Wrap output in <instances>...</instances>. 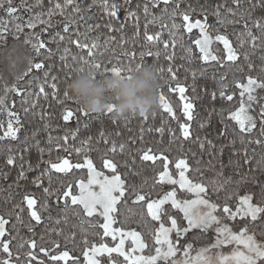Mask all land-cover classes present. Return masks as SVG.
Listing matches in <instances>:
<instances>
[{
	"label": "snow or ice",
	"instance_id": "obj_1",
	"mask_svg": "<svg viewBox=\"0 0 264 264\" xmlns=\"http://www.w3.org/2000/svg\"><path fill=\"white\" fill-rule=\"evenodd\" d=\"M52 7H50L46 12H33L34 6H41L43 0H35V5H28L27 0H20L19 7L14 5V0H0V10L6 13L7 19L4 16H0V44L6 42L8 35H12L14 39L19 40L20 34L25 32V29L30 30L29 34L25 35L23 43L25 45H30L32 51L35 53V57L29 56L27 60L26 69L16 77L14 83L9 85L4 83L0 87V113L7 112L9 117L7 124H0V141L11 140L17 141L20 139L19 133L21 129L24 128V123L21 120V114L14 111L16 107V100L13 99L10 103L8 101L9 95H14L19 97L21 109L25 118L29 115H36L35 109L37 108L38 102L41 98L48 100L49 96L58 104H63L64 101L71 99L67 91L64 93L63 100L58 98V87H57V77L55 75H50L53 65H45V60L52 59L60 48L57 47L55 50L49 47V44L55 43L59 45L61 42L67 40L68 44L74 45L76 48L83 51L87 49L88 56L92 58V62L89 60H84L81 57L84 64L88 65L92 70L93 78L96 80H101L110 72L112 76L119 77L123 80H131L133 68L129 65H124L123 62L118 61L117 65H113L110 69L105 66L101 71V64L95 61V55H103L102 52H98L100 43L98 38L93 40L91 44L81 43V36L87 40V32H90L96 28H100L101 25H88L86 17L82 14L80 4L76 3V0H49ZM132 0H124L125 5H131ZM181 0H144L143 13L145 16V29H147L149 24H154L157 19H163L165 14L168 13L169 4L174 5L172 12L170 13V18L172 19V24L168 25L161 24V32H157L154 35H150L145 31V40L149 44L159 45L163 44V48L166 53V59L170 62L175 60V48L177 47V33L181 28L186 33H191L194 28L199 29L201 38L195 39L193 44L198 48L200 56L198 57L205 64L210 61H214L217 64H223L225 61L231 62L233 64H243L247 67L249 73L254 69V63L252 57L255 56L256 52L259 50L261 55L259 57L262 66L259 68V74L257 76L247 75L244 82H237L236 88L239 91V107L228 114L226 119L234 121L237 125V130L234 135L238 133L239 142L241 145L245 143L249 146L256 145L264 150V96H259L257 90H264V17L253 19V12L257 8L264 9V0H224V3H230L231 6L225 7L224 4H216L212 10V15L216 17V22L220 25L225 24H241L242 31L238 34V47H233L232 41L228 39L226 35L217 34L215 40L221 42L226 50V56L224 58H218L212 53L209 47V41L212 39L207 32L210 27L207 23L208 15L207 11L202 7L201 12L203 13V20L195 19L191 17V13L195 12L196 9L189 5L186 9H180ZM100 3L109 18H118L117 13L121 8V4L117 3L116 0H93V4ZM163 4L164 7L160 10L161 15L159 17L155 16L150 8L156 9ZM69 6H72V14L65 15L66 10ZM92 5H89V8ZM137 8L140 7L139 4L136 5ZM20 9H24L30 13L27 20L20 15L18 12ZM59 14L63 19L59 22H54L53 17ZM239 14V18H236ZM179 16L181 19V24L177 25L175 23V18ZM151 17V19H148ZM231 17V18H230ZM126 19H131L135 21L136 33L135 36H139V19L135 11H128ZM22 21V22H21ZM83 21L86 25V32L81 33L79 31V24ZM251 21V25L249 24ZM59 24L60 30L54 31V29ZM9 25L14 26V30L10 29ZM44 25L41 29V33H36L34 30L39 26ZM70 31V29H73ZM109 32L113 31L111 24L107 25ZM168 28L170 40H162L163 29ZM253 29H256L259 35L254 34ZM123 30V24L121 25L120 31ZM51 33L49 39L45 41L41 38V34ZM75 35L76 39H72ZM116 41L115 36L109 35L105 41L103 47L107 51V46ZM121 45L128 43V41L121 36ZM171 45L173 49L171 54H167L168 49ZM94 50H97L94 52ZM189 54L192 53L191 47L185 49ZM71 54V49L69 47H64L62 54L59 56V60L64 63L66 67H71L68 63V56ZM124 56L128 58L131 62L135 59V52H124ZM159 57L160 53L157 51L153 54L150 50L148 52H141L140 58L144 59L145 56ZM36 57H42L38 62ZM75 60L76 57L72 56ZM13 66H15L13 64ZM138 65L136 69L140 68ZM182 67V65H181ZM83 72V68L80 69ZM158 72H164L163 68H159ZM173 70L170 63L167 68V72L170 74L171 80L175 81L178 79L177 72ZM42 72L43 81L39 82L36 87L38 90H30V86L34 81H39V77H32V73ZM193 81L197 77L196 71H191ZM203 75V72H201ZM97 76L100 79H97ZM29 77L26 86L20 87L21 82L25 81V78ZM3 77L0 76V80ZM221 77V81H223ZM227 85L221 84V89L219 92V98L224 101H233V95L225 93V88ZM46 88L51 89V91H46ZM169 90L172 92H177L179 94L180 100L183 102L182 112L185 119L184 123L180 124L181 138L184 141H189L193 139L192 125L189 121L194 119V109L195 105L192 99L185 95L187 88L179 83L173 88L169 86ZM194 90V89H193ZM211 99L215 101L218 96L215 91L211 94ZM30 97L32 99H30ZM161 108L164 112H167L172 119H177L175 111L173 110L170 103L166 101V97L163 93L159 96ZM253 105L258 107L256 115H252L251 111ZM78 111H83V109H77ZM114 110V105H109L107 112L112 113ZM215 112V109H212ZM85 116H88L87 111H83ZM62 119L64 122H68L73 116L74 112L67 107L64 109ZM211 115V113H210ZM39 118L43 121L50 119V116L45 111H41ZM147 117H145V120ZM87 125H85L86 127ZM45 128L49 125L45 124ZM206 127L205 123L200 124V128ZM149 131H152L149 128ZM155 131L160 132L161 135L164 133V128L160 127L155 129ZM171 131V130H170ZM256 133L253 136V133ZM78 130L70 134L66 133L60 139L63 141V145L57 144L56 147L66 146L71 138L75 140L77 137ZM38 133L33 132L31 138L35 141L34 144H28V137L26 136L22 141L23 148L18 153L19 159L23 160V153L29 152L32 147H34L39 153V161L35 168L30 163L27 168L24 164L19 165V172L16 177L15 183L17 186L21 181L28 179L27 173L30 171H37L39 174L33 179L32 183L37 187H42L45 180H47L48 186L42 187V191L46 199L39 208H37L38 201L32 195H24L23 203L26 204L28 209L30 223L35 222L38 226L44 223V220L52 221L54 219L55 224L60 225L62 222L64 224L69 223V212L71 211L75 216L79 218V223L72 225L73 228H79L81 232L85 235L88 234L90 229L99 228L102 229L103 236H112V239H116V233H120L121 237L128 236L133 238L134 242L139 244L140 249L147 247L143 241L141 234L136 231H129L127 233L123 232L121 229H113L112 225L115 222V215L118 213L120 206L127 207L129 199L134 205L146 208V214L151 218V221L158 223V227L153 230L154 239V251L155 255L145 257L134 258L131 264H157L158 261H166L168 264H182L181 261H177L174 258L176 256L179 247L181 246V240L187 236L189 232L193 229L199 230L200 234L209 232L213 230L216 234L215 242L211 247H221L226 244L235 243L237 245L236 250L232 253L231 257L223 256L220 258L221 264H227L231 259L236 262V264H264V243L260 242L256 238V233L250 231V226L260 227V236L264 237V183L260 186L259 192V203H252L253 193H247L243 196H238L235 193H230L228 191L227 185L233 183L230 177H224L223 171L217 172L216 177L210 180L208 183L203 182L204 177L201 172L200 167L193 168L188 163V157L183 156L175 161H171L169 156L165 154L164 151L154 152L152 148L147 150H142L140 153V160L142 162L150 161L153 166L156 165L157 161H160L161 170L156 173L153 178L152 187L155 188L157 185H172V189L163 196H158L156 199L151 198L150 192L144 191V185L147 184V180L142 181L141 185L129 184L127 178L122 179V175L117 171L118 165L111 159L103 158L101 161L102 167L107 169L112 173L111 176L105 175L102 171H98L90 158L85 157L83 163H70L69 159L63 158L58 162H52L50 160L46 161L43 159L45 154V149L40 147L39 141L35 140ZM119 135V133H117ZM175 138V133H172ZM220 137L226 138L228 136V128L225 126L219 133ZM100 140L104 144H109V139L105 136L104 132L100 133ZM92 138L89 137L87 140L81 142V148H76L74 151L80 153L83 151L84 145L90 144ZM49 144L52 143L51 136H49ZM99 142V141H97ZM173 141H170L172 143ZM195 142L199 144L200 149L203 151L205 148V143L209 148L214 149L213 155H223L225 147H231L233 149V156L243 155L244 165L255 164V167L261 172H264V151L261 153L259 160L255 159L256 148H251V155L249 154V148L244 147L242 152L235 149L236 139H229L226 145H222L220 148L211 141L205 138L201 141L200 137H195ZM182 147V146H181ZM125 150V144L117 145L115 141H112L107 149V153L113 155L117 152L123 153ZM11 149L9 152L11 153ZM106 153V155H107ZM50 154V152H49ZM195 155V154H193ZM17 155H9L6 164L8 166H16ZM135 161H133L134 163ZM197 165L201 163L200 160L196 161ZM209 165H211V160H209ZM231 164V160L229 161ZM44 164L43 169L40 165ZM173 164L172 169L169 165ZM127 168V164L124 165ZM212 167H215L212 165ZM237 167H239V161H237ZM88 169L87 181L81 179L78 183V194L72 192L71 183L68 185H61L60 188H53V173L56 174H67L73 169ZM252 169L249 168V171ZM195 171L200 173V180L193 181L188 173ZM175 173V174H174ZM128 174L132 176H138V172H134L132 169L128 168ZM4 179H7V173L0 174ZM223 178V179H218ZM240 182H248L246 175H241ZM255 183V180L252 181ZM98 188V190H96ZM178 191L185 193H192L195 195V199H182L178 197ZM221 193H224V202L218 203L213 200V196L220 197ZM236 197L235 205H229L228 201ZM51 201V204L49 203ZM170 206L171 210H176L182 213L179 218L185 221V224L178 223V218L171 214V211L165 206ZM55 207L58 209L62 215L53 217L51 215L50 209ZM24 209L21 208L22 212ZM131 212L132 209L128 208ZM42 212H48L47 217L42 216ZM103 217V222L96 224L92 219L89 218ZM17 220H20L19 214L16 216ZM165 220L169 222V226H165ZM9 223L3 215H0V238L5 235V225ZM87 226V227H85ZM233 226H237V230H233ZM32 230L31 228L29 229ZM56 231V229H52ZM175 233V239L172 238V234ZM60 234H63V229H60ZM76 233L72 232L66 239H75ZM43 239V238H42ZM124 239L119 240V244L115 247H108L106 244H101L99 247L94 245H88L87 240H83L82 243L86 244L90 248L89 252H84L83 255L87 258L88 264H100V260L95 258L97 256H107L113 261V264H118L115 260L113 254L124 257V261H127L130 257V253L124 251ZM55 244V242H53ZM159 247H156V246ZM240 245L243 246V250L240 249ZM37 243L32 240L28 244V252L26 256L28 258V264H32L33 261L36 264H45L46 260L49 264H67V261L72 259L70 254L66 250L57 252L55 249L39 247L37 250ZM185 248V255L188 254V250L192 248L191 243H186L182 245ZM56 248L59 245L56 244ZM208 249H203L202 251H207ZM135 251V249L133 250ZM0 252L6 254L7 258H0V264H11L12 253L9 250V242H5L0 239ZM43 254L44 259H38V255ZM75 264V261H73ZM123 264V262H119Z\"/></svg>",
	"mask_w": 264,
	"mask_h": 264
},
{
	"label": "trees",
	"instance_id": "obj_2",
	"mask_svg": "<svg viewBox=\"0 0 264 264\" xmlns=\"http://www.w3.org/2000/svg\"><path fill=\"white\" fill-rule=\"evenodd\" d=\"M62 2V0H61ZM117 3L121 4V8L117 13L118 18H109L105 12L103 6L100 3L93 4V0H76V3L80 4L82 14L86 17H89L87 20L88 25H101L100 28H96L90 32H87V40L81 36V43L91 44L93 40L98 38L100 49L98 52H102L103 55L98 53L95 55V61L101 64V71L105 66L109 69L113 65L120 66L118 61L123 62L124 65H129L135 70L138 65L140 68H150L157 73L159 88L157 91L158 97L161 93L166 97V101L170 103L173 110L176 113L177 119H172L167 112H164L161 108L160 100L158 109L147 119L145 118H134L128 117L124 119H117L113 113H89L88 116L83 114L84 110L77 98H75L68 90V85L71 81L78 75L83 72L92 71L88 65L84 64L81 57L84 60H89L92 62V58L88 56L87 49L81 51L76 48L74 45L68 44L67 40L61 42L59 45L52 43L49 44V47L54 50L59 47L60 51L50 59L45 60V65H53L50 75H55L57 77V87H58V98L63 100L64 93L67 91L69 97L64 101L63 104L56 103L55 100L49 96L48 100L41 98L38 102L37 108L35 109L36 115H29L27 118L24 117L19 97L14 95H9V103L15 99L16 107L13 109L16 112L21 114L22 123H24V128L21 129L19 133L20 139L17 141L4 140L0 141V174L7 173V179H4L0 175V215H3L8 219L9 223L6 225V235L5 238L9 242V250L12 253V261L15 264H28V258L26 253L28 252V244L30 241L35 240L37 243V250L39 247H45L50 249H55L57 252L66 250L69 252L72 259L67 261V264H87L86 257L83 255L84 252H89L90 248L88 245L98 246L101 244H107L108 237L102 235V229L95 228L90 229L88 234L85 235L80 231L79 228H73L72 225L79 223V218L75 216L71 211L69 212V223L64 224L63 222L60 225L55 224L54 219L52 221L44 220V223L36 226L34 221H31L29 218L28 209L26 204L23 203L24 195H32L37 201V208L48 199L44 196L42 187H47V180L44 181L42 187L35 186L32 181L39 174L37 171H30L27 173L28 179L21 181L19 185L15 183L16 177L19 172V165L24 164L27 168L30 163L35 166L39 161V153L37 150L32 147L29 152L23 153L24 159L20 160L18 153L23 148L22 141L27 136L28 144L32 145L35 141L31 138L33 132L38 134L35 137L36 141H39L40 147L45 149V154L43 159L52 162H58L63 158L69 159L73 163H82L85 161V157L90 158L93 161V164L100 171L106 174H112L107 169L102 167L101 161L103 158L111 159L118 165L117 171L121 173L122 179L127 178L129 184L141 185L142 181L147 180V184L144 185V191L150 192L151 198L156 199L158 196H163L164 193L172 189V185H157L155 188L152 187L153 178L156 173L161 170L160 161L156 162V165L153 166L150 161L142 162L140 160V153L142 150H147L152 148L154 152L164 151L166 155L169 156L171 161H175L183 156L188 157V163L193 167H200L201 172L203 173L205 183H208L210 180L217 178L216 173L223 171L224 177H230L233 183L227 185L228 191L230 193H235L238 196H243L247 193H253L252 203H259V192L260 186L264 183V172H261L255 167V164L245 166L243 161V155L233 156L231 153L233 149L231 147H225L223 155H213L210 156V153H213L215 150L208 147L205 143V148L202 151L199 147V144L195 142V137H200L201 141L211 140L217 148H220L222 145H226L229 139H236L237 143L235 144V149L238 151L243 150L244 147L249 148V154L251 155V148H256L255 159L259 160L261 157L262 150L259 146L256 145H241L239 142L238 133L234 135V132L237 130V125L234 121L226 119L228 114L234 111L239 107V91L240 89L236 88L237 82H244L247 75L257 76L259 74V68L262 66L259 59L261 52L258 50L255 56L252 57L254 63V69L249 73L247 67L243 64L237 62L233 64L231 62L225 61L223 64H217L214 61H210L205 64L198 57V53L195 49L193 41L197 39L198 35L188 34L183 28L177 33V47L175 48V60L170 62L166 59V53L163 48V44L153 45L149 44L145 40V31L148 34L154 35L157 32H161V24L168 25L169 27L172 24V19L170 18V13L173 10L174 5L169 4L168 13L165 14L163 19H157L154 24H149L147 29H145V16L143 13V4L144 0H132L131 5H125L124 0H116ZM28 5H35V0H27ZM139 4L140 7L137 8L136 5ZM216 4H224L225 7L231 6L230 3L225 4L224 0H181L180 9H186L189 5L192 8L196 9L195 12L191 13L193 20L201 19L203 20V13L201 8L203 7L207 11L208 20L207 23L210 26L207 29V32L215 37L218 33L226 35L230 41H232L233 47H238V34L243 30L241 24H225L220 25L216 22V17L212 15V10ZM14 5L19 7L20 0H14ZM89 5L92 7L89 8ZM52 5L49 0H43L41 6H34L33 12H46ZM164 7L163 4L159 8L152 9L150 11L157 17L161 15V9ZM128 11H135L140 17L139 19V36L136 37L135 33L137 31L135 26V21L131 19H126ZM72 14V6H69L66 10L65 15ZM18 15L22 16L24 20H27L30 13L24 9H20ZM0 16H4L7 19L6 13L3 10H0ZM264 17V9L257 8L253 12V19H258ZM231 18V17H230ZM236 18H239V14ZM63 19L59 14L53 17L54 22H59ZM148 19H151L149 17ZM22 22V21H21ZM175 23L177 25L181 24V19L179 16L175 18ZM111 24L113 31L109 32L107 25ZM123 24V30L120 31L121 25ZM251 25V21H249ZM10 29L14 30L13 25H9ZM44 25H39L34 31L36 33H41V29ZM60 25L57 24V27L54 31L60 30ZM70 29V31H73ZM79 31L81 33L86 32V25L83 21L79 24ZM30 30L25 29V32L20 34L19 40L14 39L12 35H8L5 43L0 44V76L3 77L0 80V87L4 83L11 85L15 82L16 77L21 74L27 66V60L29 56L35 57V53L32 51L30 45H25L23 43L25 35L29 34ZM254 34L259 35L256 29H253ZM51 33L41 34V38L47 41ZM115 36L116 41L107 46V51L103 47L105 39L109 36ZM123 36L128 43L121 45L120 37ZM72 39H76L73 35ZM162 40H170L168 28L163 29ZM64 47H69L71 49V54L68 56V63L71 67H66L62 61L59 60V56L63 52ZM191 47L192 53L189 54L185 49ZM218 48L220 46L217 45ZM151 51L155 54L157 51L160 53L159 57L145 56L143 60L140 58L141 52ZM97 50H94L96 52ZM173 49L171 45L168 49L167 54H171ZM124 52H135L136 56L133 61H129L126 56L123 55ZM72 56H75L76 59L73 60ZM42 57H36L38 62ZM172 65L173 70L177 72L178 79L173 81L170 78V74L167 72L169 65ZM13 64L15 66H13ZM182 65V67H181ZM83 68V72L80 69ZM159 68H163L164 72H158ZM191 71H196L197 77L193 81ZM203 72V75H201ZM109 72L107 76H110ZM32 77H39V81H34L30 90H38L36 85L39 82L43 81L42 72L37 73L33 72ZM223 77V81H221ZM29 77L25 78L24 82H21L20 87L26 86L27 80ZM97 79H100L97 76ZM179 83L187 88L186 96L192 99V102L195 105L194 109V119L189 121L192 125L193 139L189 141H184L181 138L180 124L185 122V117L182 112L183 102L179 98L177 92H172L169 90V86L175 87ZM221 84L227 85L225 88V93L233 95V101H224L219 98V92L221 89ZM194 89V90H193ZM46 91H51V89L46 88ZM215 91L218 98L213 101L211 99V93ZM259 96H264V90H257ZM2 94V93H0ZM30 99H32L30 97ZM264 102V101H262ZM71 109L74 112V116L66 123L62 119V113L65 108ZM77 109H83V111H78ZM212 109H215V112H212ZM41 111L47 112L50 116V119L41 120L39 114ZM258 107L253 105L251 111L252 115H256ZM211 113V115H210ZM9 117L7 112L0 113V124H7ZM205 123L206 127L200 128V124ZM49 125L48 128H45L44 125ZM85 125H87L85 127ZM228 128V136L226 138L220 137L219 133L224 127ZM163 127L164 133L161 135L160 132L155 131V129ZM149 128L152 131H149ZM77 137L75 140L69 139L67 143V150L64 147L57 148L56 145H63V141L60 139L66 133L70 134L76 132ZM171 130V131H170ZM104 132L105 136L109 139V144L106 145L100 140V133ZM119 133V135H117ZM172 133H175V138ZM256 133H253L255 136ZM49 136H51L52 143L49 144ZM89 137L92 138V141L88 145H84L83 151L77 153L74 151L76 148H81V142L87 140ZM99 141V142H97ZM115 141L117 145L125 144V150L123 153L117 152L113 155L107 153V149L110 146L111 142ZM170 141H173L170 143ZM182 146V147H181ZM11 149V153L9 152ZM50 152V154H49ZM107 153V155H106ZM195 154V155H193ZM9 155H17L16 166H8L6 160ZM200 160L201 163L197 165L196 161ZM209 160H211V165H209ZM231 160V164L229 161ZM133 161H135L133 163ZM237 161H239V167H237ZM127 164V168L124 165ZM214 165L215 167H212ZM44 164L40 165V168L43 169ZM169 167L172 169L173 164H170ZM128 168L132 169L134 172H138V176H132L128 174ZM249 168L252 170L249 171ZM175 174V173H174ZM190 178L193 181L200 180V173L192 171L188 173ZM241 175H246L248 182H240ZM87 178V171L82 169L73 168L67 176L64 174L53 173V188H60L61 185H68L71 183L72 192L74 194L78 193V181L81 179ZM223 179V178H218ZM255 180V183L252 181ZM182 199L186 198V194L181 192L178 194ZM218 203L224 202V193H221L220 197H212ZM129 199L128 206H120L118 213L115 215L114 226L127 231H136L139 232L145 241L147 247H145V253H154V239H153V230L158 227V223L151 221V218L146 214V208L141 206L134 205ZM51 204V201L49 200ZM229 205H235L236 197L234 196L232 200L228 201ZM24 210L21 212L20 209ZM128 208H131L132 211L129 212ZM165 208L171 211V214L178 218V223L185 224V221L180 220L182 213H179L176 210H171L170 206L166 205ZM51 215L55 218L62 213L52 207L50 209ZM19 214L20 220H17L16 216ZM43 217L49 215L48 212L41 213ZM92 219L96 224L103 222L102 217L99 219L93 217ZM257 222L256 226H250V231L256 233V238L258 241H264V237L260 236V227ZM165 226H169V222L165 220ZM87 227V226H85ZM32 229L31 231L29 229ZM56 229V231H52ZM60 229H63V234H60ZM233 230H237V226H233ZM72 232L76 233L75 239H66ZM43 238V239H42ZM172 238L175 239V233L172 234ZM216 238V234L213 230L209 232L200 234L199 230L193 229L181 240V246L176 253L174 258L178 260L181 257L185 256V248L182 245L186 243H191L192 248L188 250L187 255H193L200 249H203L211 245ZM83 240L88 241V245L82 243ZM55 242V244H53ZM56 244L59 245V248H56ZM158 247V245L156 246ZM115 260L118 262H123V264H131L124 261L121 256H114ZM0 258H7L6 254L0 252ZM104 264L110 263L111 259L104 255L102 256ZM38 259H44L43 254L38 255ZM32 264H36L35 261ZM45 264H49L46 260ZM157 264H168L166 261H158Z\"/></svg>",
	"mask_w": 264,
	"mask_h": 264
},
{
	"label": "clouds",
	"instance_id": "obj_3",
	"mask_svg": "<svg viewBox=\"0 0 264 264\" xmlns=\"http://www.w3.org/2000/svg\"><path fill=\"white\" fill-rule=\"evenodd\" d=\"M158 88L157 73L147 67L135 69L131 80L112 75L96 80L90 71L83 72L68 85L84 110L99 114L114 105L117 119L151 116L159 107Z\"/></svg>",
	"mask_w": 264,
	"mask_h": 264
},
{
	"label": "rangeland",
	"instance_id": "obj_4",
	"mask_svg": "<svg viewBox=\"0 0 264 264\" xmlns=\"http://www.w3.org/2000/svg\"><path fill=\"white\" fill-rule=\"evenodd\" d=\"M192 33L195 34V35H198L197 39L198 38H201L199 29L194 28L192 30V32L191 33H188V34H192ZM208 35L212 38L209 41V47H210L212 53L215 54L218 58H224L226 56V50L224 49L223 44L221 42L215 40V37L216 36L213 37L209 33H208ZM217 45L220 46V48H218ZM195 49H196L198 55L200 56L199 50H198V48L196 46H195ZM70 163L76 164V163H73L71 161H70ZM84 169L88 173V169L87 168H84ZM96 169H97V167H96ZM97 170L100 171L99 169H97ZM104 174L107 175V176H111L112 175V174H106V173H104ZM87 178H88V175H87ZM87 178L84 179L85 182L87 181ZM166 185H168V184H166ZM96 190H98V188H96ZM181 192L182 191H178V194L181 193ZM185 194L187 195L186 198L195 199V195L194 194H192V193H185ZM178 197H180V196H178ZM102 220H103V217H102ZM112 228L113 229H119V228H117V227L114 226V223L112 225ZM122 231L125 232V233L129 232L127 230H122ZM6 232L7 231H6V225H5V235H6ZM5 235H4V237H2L0 239H2L5 242H8V240L5 238ZM106 237H108V242L106 244L108 247H115V246H117L119 244V240L121 238L124 239V241H125L124 242V246H123L124 251L126 253H130L131 254L130 257H129V259L126 261L127 263H131L132 259H134V258H138V257H141V256L147 258L149 256L155 255V252L154 253H149V254L145 253V251H144L145 248L144 249H140L139 244L136 243V242H134L133 238H131V237H128V236L121 237L120 233H116V239L115 240L112 239V236L111 235L106 236ZM262 243H264V241H262ZM211 245L203 248V249H208L207 251H202L203 249H200L199 251H197L193 255H185L184 257H181L177 261H181L182 264H221L220 258L223 257V256L231 257L232 253L237 248V245L235 243L226 244V245H223V246L218 247V248L217 247H211ZM99 246L100 245H98L96 247H99ZM239 247H240L241 250H243V246L242 245H240ZM134 249H135V251H133ZM90 251H89V253H90ZM105 255L107 256V254H105ZM113 256H118V255L114 253ZM95 258H97V259L100 260V264H104V262H103L104 260H103L102 256H97ZM122 258L124 259V257H122ZM86 260H87V258H86ZM11 264H15V263L11 260ZM87 264H88V262H87ZM108 264H113V261L111 260L110 263H108ZM227 264H236V262L234 260H231L230 259L227 262Z\"/></svg>",
	"mask_w": 264,
	"mask_h": 264
}]
</instances>
